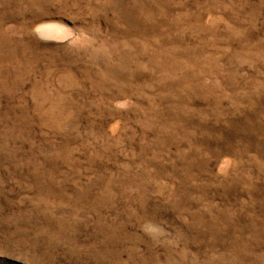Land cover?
<instances>
[{
	"label": "rangeland",
	"instance_id": "1",
	"mask_svg": "<svg viewBox=\"0 0 264 264\" xmlns=\"http://www.w3.org/2000/svg\"><path fill=\"white\" fill-rule=\"evenodd\" d=\"M0 264H264V0H0Z\"/></svg>",
	"mask_w": 264,
	"mask_h": 264
}]
</instances>
